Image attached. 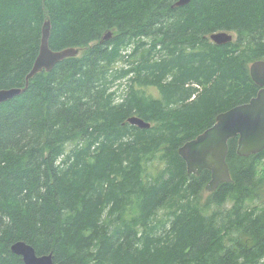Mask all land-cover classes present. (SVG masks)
<instances>
[{
  "label": "trees",
  "instance_id": "16d2710c",
  "mask_svg": "<svg viewBox=\"0 0 264 264\" xmlns=\"http://www.w3.org/2000/svg\"><path fill=\"white\" fill-rule=\"evenodd\" d=\"M176 1L0 0V89L24 87L45 20L52 51L80 49L0 104V264H23L18 241L52 264H264V151L241 157L229 140L231 182L201 207L210 173L189 175L178 155L256 95L264 0ZM219 32L235 38L217 46Z\"/></svg>",
  "mask_w": 264,
  "mask_h": 264
},
{
  "label": "water",
  "instance_id": "95a60500",
  "mask_svg": "<svg viewBox=\"0 0 264 264\" xmlns=\"http://www.w3.org/2000/svg\"><path fill=\"white\" fill-rule=\"evenodd\" d=\"M191 1L177 0L171 8L187 6ZM50 29V21L45 20L41 29L38 54L25 77L24 87L0 89V104L22 95L30 80L37 74L49 73L61 61L79 55L80 49L75 48L52 51L49 48ZM111 36L112 32L105 33L101 42L108 41ZM209 40L217 46L226 45L233 41V35L226 32L213 33ZM249 75L259 88L256 95L247 103L218 114L211 127L178 149V155L184 161L189 175L198 177L203 171L210 173V181L204 188L206 193H213L220 185L231 182L226 163L229 140L237 138L236 153L241 157L257 155L264 151V60L253 62L249 66ZM127 122L140 130L151 127L138 117H131ZM10 251L21 257L23 264H52L51 254L37 256L34 249L22 241L12 244Z\"/></svg>",
  "mask_w": 264,
  "mask_h": 264
},
{
  "label": "rangeland",
  "instance_id": "374dc122",
  "mask_svg": "<svg viewBox=\"0 0 264 264\" xmlns=\"http://www.w3.org/2000/svg\"><path fill=\"white\" fill-rule=\"evenodd\" d=\"M234 34V33H232ZM235 38V34L233 36ZM126 65H129V63H126ZM126 82L125 81H117L113 87V91L116 93L115 96L116 98L122 97L123 94H125L126 90ZM152 94L156 97H158V93L156 90L152 89ZM163 168V165L159 163V161H154L152 163H149L146 167V171L143 175L144 180H153L155 179L161 172V169ZM261 171L264 173V160L260 161L257 165V175L261 176ZM262 173V175H263ZM258 193L260 194V200L259 203L257 204L259 207H262L264 205V185L259 187ZM209 194L206 193L205 191L202 192V194L199 196V205L200 207L204 205V203L208 200ZM231 207L230 204L226 205L225 208L217 207V206H210L208 208L203 209V213L210 215L215 212H222L224 213V210H228ZM137 212L133 211L131 212L130 210L127 211V214L125 217L129 218V215H135ZM162 213L159 214V217H162Z\"/></svg>",
  "mask_w": 264,
  "mask_h": 264
},
{
  "label": "bare ground",
  "instance_id": "6f19581e",
  "mask_svg": "<svg viewBox=\"0 0 264 264\" xmlns=\"http://www.w3.org/2000/svg\"><path fill=\"white\" fill-rule=\"evenodd\" d=\"M41 29H42V28H41ZM49 37H50V36H49ZM37 75H38V74H37ZM34 77H35V76H34ZM34 77H33V78H34Z\"/></svg>",
  "mask_w": 264,
  "mask_h": 264
}]
</instances>
